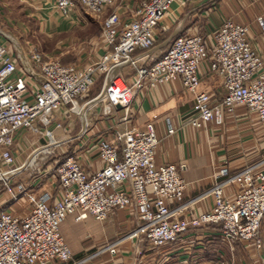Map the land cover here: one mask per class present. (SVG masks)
<instances>
[{"label": "built area", "instance_id": "obj_1", "mask_svg": "<svg viewBox=\"0 0 264 264\" xmlns=\"http://www.w3.org/2000/svg\"><path fill=\"white\" fill-rule=\"evenodd\" d=\"M113 1L55 0L54 7L60 15L68 16L78 2L87 11L100 14ZM176 2L143 1L126 21H121L116 13L109 14L103 22L102 36L110 50L101 59L84 66L43 59L33 50L32 64L23 69L0 39V160L7 165L13 163L12 148L20 130L37 131L66 113L79 114L76 110L79 102L100 74L104 75V81L99 95L104 90L106 97L88 107L108 100L105 113L113 109L127 113L134 89L148 90L178 79L193 98V110L185 120L186 125L197 129L207 127L210 122L221 125L224 111H231L237 104L256 113L264 124L263 59L250 40L248 24L224 20L213 30L208 45L199 34L178 33L159 58L135 67L131 83L118 73L125 64L135 66L131 54L136 48L153 47L157 27ZM256 22L264 32L263 17L257 16ZM205 61L209 73L221 81L223 94L218 102L200 88L199 67ZM114 99L121 108L113 105ZM86 104L88 101L81 106ZM62 108L66 110L63 116L59 112ZM174 131L169 125L167 133ZM43 132L50 143H61L48 129ZM157 145L158 137L151 124L141 130L114 129L111 136L96 137L94 148L102 162L98 170L86 171L71 154L54 167L58 181L55 194L47 189L35 194L30 187L17 185V191L11 193L12 200L26 197L30 207L21 215L8 209L0 212V264H85L93 256L72 260L60 231L62 222L68 215H74L75 220L92 216L105 221L114 210L127 212L136 225L122 239L105 244L98 254L108 252L116 256L117 245L125 238L163 246L186 233L190 226L203 224L216 225L229 249V259L221 256L217 264L235 263V241H252L256 248H261L264 160L232 174L227 168H220L209 190L213 198L210 209L190 219L178 218L184 211L182 200L188 183L180 175L181 165L155 161ZM4 172H10L2 178L8 181L18 171L17 168L6 170L0 175ZM229 184L237 185L232 196L224 192ZM172 203L177 205L171 207Z\"/></svg>", "mask_w": 264, "mask_h": 264}, {"label": "crops", "instance_id": "obj_2", "mask_svg": "<svg viewBox=\"0 0 264 264\" xmlns=\"http://www.w3.org/2000/svg\"><path fill=\"white\" fill-rule=\"evenodd\" d=\"M140 1L120 0L113 12L118 15L119 10L134 9ZM54 2L55 0H18L17 8L23 11V15L34 19L40 34L61 42L65 40L64 35L73 42L74 46L65 51L64 57L69 59H63L64 64L74 62L82 65L79 63L80 58H102L110 47L101 38L88 32L99 19L96 18L97 15L87 11L77 2L68 16H62L56 11ZM13 9L7 0H0V10L9 13ZM111 10L106 9L102 14H110ZM257 16L264 19V0H177L169 15L157 27L155 43L164 34H168V37L180 27L178 33L199 34L208 45L213 30L224 20L231 19L249 25L250 40L263 59L264 69V32L256 22ZM75 30L85 34L79 37ZM23 31L25 34L31 32L25 28ZM80 32L78 31L79 34ZM150 50L151 48H136L131 54L135 66L125 64L119 69L118 73L128 83L132 82L136 66L151 64L164 53L166 46L154 52ZM15 56L21 68L25 69L30 65V62L22 60L20 55ZM199 76L200 88L208 91L215 102L220 101L223 94L220 78L209 73L206 61L199 67ZM105 97L103 90L97 99ZM90 104L84 105L85 108L82 106L79 111L83 126L86 125L85 132L82 136H79L80 131L70 134V143L75 141L71 154L86 171L93 172L102 166L94 148L96 137L103 134L111 136L114 129L141 130L151 124L158 137L155 161L181 165L180 175L188 183L182 200L185 204L184 211L177 215L178 218L190 219L210 209L213 198L209 190L220 168L225 167L228 173L232 174L244 166L264 160V124L259 122L256 113L242 104H237L231 111H224L221 125L210 122L207 127L201 129L188 126L185 120L192 113L193 98L178 79L148 90L134 89L127 113L122 109L105 113L104 108L100 110L97 107V103L88 107ZM86 108L88 110L85 116ZM68 117L69 115L65 118ZM68 119L71 120L66 127L59 126L53 130L54 137L62 143L66 141L64 138L69 136L64 134L71 131L68 126L75 120L73 117ZM255 121L259 123L256 124ZM168 124L174 128V133H167ZM21 138L23 135L18 133L15 140L19 143ZM63 147L66 146H60L61 149ZM45 149L46 146L34 150L29 155L28 163L24 165H30L35 156ZM39 184L31 188L35 194H39L46 186L51 188L53 194L58 190V181L52 175ZM236 189V184H229L225 186L224 192L227 196H232ZM176 205L177 203H172L171 207ZM24 206L21 211L16 207V203H11L7 205L6 210L21 215L30 207L27 203ZM74 217L68 215L62 222L60 231L71 250L72 260L93 256L85 264H112L115 261H121L123 264H217L221 256L225 259L230 256L229 249L214 224L190 226L187 232L175 241L159 247L152 246L143 239L125 238L117 245L116 256H111L108 252L98 254L105 244L126 236L136 225L135 220H131L123 210H114L103 222H98L92 216L83 220H75ZM259 236L262 239L259 249L252 241L234 242V264H264V217Z\"/></svg>", "mask_w": 264, "mask_h": 264}, {"label": "rangeland", "instance_id": "obj_3", "mask_svg": "<svg viewBox=\"0 0 264 264\" xmlns=\"http://www.w3.org/2000/svg\"><path fill=\"white\" fill-rule=\"evenodd\" d=\"M143 1H146V0H141L138 3L136 2L137 7L134 9L129 8V9L121 10V11L119 10L118 11L119 19L121 21H126L132 18L136 10L138 9V7ZM7 2L12 7V9L13 8L14 9L9 13L6 12L5 10H0L1 12L0 14V31H1L0 39L1 41H3V43L6 44L8 49L11 52H13V54L18 55V56L20 55L22 60H27L30 62V64H32L31 53L33 50L38 51L42 55L43 59L58 60L62 63H63V59H69V57H64L66 55L65 51L70 50L71 47L74 46L73 42L67 39V37L64 35H63V38L65 40L61 42L60 40H54L52 38L45 37L44 35H42V33L40 34L38 31V28H36L34 19L32 17L23 15V11L17 8L18 0H7ZM119 4H120V0H114L112 4L105 7L104 11L106 9L111 8L112 10L109 11L110 14L115 13L113 12V8L115 9V7L118 6ZM104 11L102 13H104ZM102 13L96 14L97 15L96 18H99V19H97L96 23L92 25V27L88 30V32L91 35L93 34V35L98 36L105 43L103 36H102V29H103L102 27H103L104 19L109 14L103 15ZM101 15L103 17H101ZM21 22L24 24H22ZM24 28L26 30L30 29L31 32H28L25 34V32L23 31ZM78 31L80 32V30ZM78 31L75 30V34L79 37L85 34L82 31L79 34ZM167 35L168 34H164L161 38H159V40L155 43V45L158 44L159 42H162L164 39H166ZM97 60H99V58L86 57V58H80L79 63L82 64L80 66H84V65L96 62ZM69 63H74V62H69ZM103 78H104L103 74L102 75L100 74L99 76L96 77L93 85L91 86L90 90L87 93L88 95L79 102L80 105L79 107L76 108L78 112L81 111L80 108L82 107L81 105L83 103L99 95L100 90L102 89L103 81H104ZM107 101L108 100L99 101L96 105L101 110L105 108L106 104H108ZM63 110H65V108H62V110L59 111L60 114H63ZM87 110L88 109L86 108L85 116H86ZM67 115H69L70 118L73 117L75 120H73L72 123L68 126V128L71 131L64 134V135L69 134L67 138H64L66 139V141H63V143L61 142L60 144L50 143L49 137L47 135H44V132L42 133V131L48 129L50 133L53 135V130L56 127H59V126L66 127L65 125H68V123L70 122L69 120H71V119H68L69 117L60 118L54 123L50 124L47 128L38 127L37 131H33L29 129L20 130L19 133L23 135V138H21L19 143L15 140V143L12 148V154L14 158L13 163L10 165H7L0 160V172L11 170V169H16V168L17 169L21 168L18 172H16L15 175L10 177L8 181L0 178V212L5 210L7 205L11 203H16V207L19 208L21 211H23L25 207L24 204L27 203V205L29 206L30 200L27 199L26 197H23L19 201L12 200L11 193L17 191V185L22 184L30 188L37 187L38 185H40L39 183H42L44 180H46L47 177L51 175L52 176L55 175L54 167L57 165L58 162L63 161L65 158L71 155L72 148L75 144V141L73 143H70V141H72V138H70V134H76L79 131L81 132L82 129L84 131L86 128V125L85 127L83 126L80 114L66 113V116ZM259 122L261 121L259 120ZM259 122L255 121L256 124ZM82 133L79 136H82ZM45 146H46V149L40 151L35 156L34 160L31 162L30 165H26V166L24 165L28 161L29 155L34 150H36L37 148L45 147ZM60 146H66V147H63L61 149ZM9 174L10 172H4L2 175H0V177L1 176L8 177ZM34 180L36 181L34 182ZM39 180L41 181L39 182ZM45 189L51 190V188H48V186H46ZM98 222H103V221H98ZM122 238L123 237L119 239H122Z\"/></svg>", "mask_w": 264, "mask_h": 264}, {"label": "water", "instance_id": "obj_4", "mask_svg": "<svg viewBox=\"0 0 264 264\" xmlns=\"http://www.w3.org/2000/svg\"><path fill=\"white\" fill-rule=\"evenodd\" d=\"M179 30H180V27H178L177 29H175V30H174V31H173V32H172V33H171L166 39H164L161 43H159V44L155 45L153 48H151L150 52H154V51H156V50H159L160 48H163V47L167 46L168 43L172 40V38L178 34ZM96 99H97V98H93V99L89 100V101H88V104H89V103H91V104L95 103V102L97 101ZM93 101H94V102H93ZM112 103H113V105H114L116 108H121V105H120V103L118 102V100L114 99V100L112 101ZM20 169H21V168H18L17 171H19Z\"/></svg>", "mask_w": 264, "mask_h": 264}, {"label": "bare ground", "instance_id": "obj_5", "mask_svg": "<svg viewBox=\"0 0 264 264\" xmlns=\"http://www.w3.org/2000/svg\"><path fill=\"white\" fill-rule=\"evenodd\" d=\"M1 175H2V174H1ZM1 178H6V177L1 176Z\"/></svg>", "mask_w": 264, "mask_h": 264}]
</instances>
